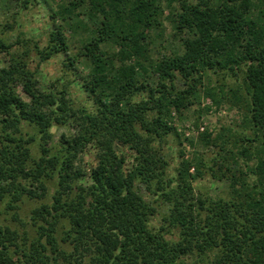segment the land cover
I'll use <instances>...</instances> for the list:
<instances>
[{
    "label": "trees",
    "instance_id": "trees-1",
    "mask_svg": "<svg viewBox=\"0 0 264 264\" xmlns=\"http://www.w3.org/2000/svg\"><path fill=\"white\" fill-rule=\"evenodd\" d=\"M57 1L45 48L33 44L32 49L41 61L68 55L70 70L87 61L82 87L96 112L82 108L68 115L64 93L37 88L25 61L30 45L19 54L0 39V54L10 57L0 68V203L15 210L26 198L42 199L46 181L57 178L50 203L32 211L42 223L34 224L37 236L29 250L15 251L18 262L185 264L193 255L201 261L211 255L207 264H264V0ZM164 22L179 50L155 58L150 49L161 39ZM209 69L241 79L232 98L243 103L253 134L240 137L236 156L229 154L231 169L237 171L238 158H244L254 181L233 174L227 180L228 200H202L193 193L191 181L200 177L199 170L212 172L214 159L210 167L202 154L192 163L181 161L177 178L166 179L151 145L173 130L167 125L170 109L180 112L192 105ZM176 81L186 88L178 92ZM19 84L27 89L28 102L15 93L13 86ZM206 95L216 103L215 95ZM66 117L79 127L76 134L62 136L56 150L50 147L45 163L36 161L34 135L27 129L46 134L54 124H65ZM92 142L100 148L84 186L75 161ZM220 151L228 153L223 147ZM191 166L195 175L189 174ZM170 199L166 225L151 229L157 212L153 204ZM171 230L177 233L175 241L166 238ZM65 243L72 246L69 254L60 248ZM0 264H11L4 241Z\"/></svg>",
    "mask_w": 264,
    "mask_h": 264
},
{
    "label": "rangeland",
    "instance_id": "rangeland-1",
    "mask_svg": "<svg viewBox=\"0 0 264 264\" xmlns=\"http://www.w3.org/2000/svg\"><path fill=\"white\" fill-rule=\"evenodd\" d=\"M57 2V0H0V39L6 45H13L12 52L16 51L19 54L26 50V45H30V56L25 61L29 70L34 74L37 88L41 92L64 93L69 109L68 115L82 108L90 113H95L96 106L93 104V99L82 87V79L89 71L90 64L87 61H82L76 64L73 70H70L66 67L68 55L59 54L47 61H41L36 50L32 49L33 44H36L39 50L45 48L46 33L54 28L49 17L55 10ZM166 15L167 11L164 13V16ZM56 25H58L57 22ZM164 25L165 31L160 36L163 41L156 38L150 49L155 58L159 56L158 53L179 50L177 42L171 38L169 23L164 22ZM156 34V30H152L151 35L156 36ZM9 60V56L0 54V68L6 67ZM136 72L138 75L141 73L138 70ZM147 75L152 74L148 73ZM150 83H153L152 86L156 85L157 79L152 77ZM240 83L241 79L236 80L234 76L228 73L215 72L212 69L207 70L201 84H197L192 105L180 112L174 108L170 109L167 125L173 130L162 139L155 138L152 141L151 145L158 157L161 158V165L164 166L166 179H176L180 162L189 161L192 163L193 158L197 155L202 154L207 161L206 165L209 167L213 166L212 159L217 162L214 164L212 172L206 168L199 170L200 177L191 181L195 198L228 200L230 188L227 180L233 174L236 179H244L249 184L254 181V178L247 173L244 158H238L237 171L231 169L232 161L229 152L236 156L241 146L238 139L244 135L250 139L253 138L247 124L248 114L243 103L236 102L232 98L233 91L238 90ZM13 88L21 99L29 101L27 89L23 87V84L15 85ZM175 88L179 92L184 90L186 86L182 82L176 81ZM207 93L212 94L213 98L215 95L216 103L206 95ZM139 98L140 96H137L134 100L137 101ZM152 116L154 115L150 114L149 117ZM65 121V124H54L46 134H40L36 129H27L28 134L34 135L35 140L31 144V155L36 161L40 160L39 162H41L49 159L48 150L50 147L56 150L62 136L69 138L76 134L79 127L73 123V119L66 117ZM256 145L259 149V145ZM219 146L227 150L228 153L220 151ZM99 148L100 145L95 142L88 144L83 152L78 154L75 161V168L84 174L79 180L84 186L89 184V176L85 173L87 174L86 171L89 167L96 165ZM250 152L253 153V151ZM247 163L249 166H253V161ZM226 168H230V171L227 172ZM189 174L195 175L196 167L191 166ZM45 184V197L42 199L26 198L15 210L8 209L6 203H0V233H5L0 241H4L8 247L11 264L24 262L22 258H20L21 262H18L19 256H15V251L29 250L32 239L37 236L34 224H36L35 222L42 223L41 219L35 220L32 211L43 203H50L57 189V178L46 181ZM37 193L41 192L37 191ZM158 202L160 204H153L157 206V212L149 224L153 230H158L162 225H166L163 220L167 215V209L172 205L173 199L163 203L161 200ZM166 238L175 241L177 240V233L171 230ZM44 241L45 238L42 242ZM60 248L67 254L72 252V246L67 243L60 244ZM211 259L212 256L209 255L204 258V261H201L199 257L193 255L186 259L185 264H207ZM77 261L79 263V260ZM60 263L63 262L60 260ZM77 263L72 262V264Z\"/></svg>",
    "mask_w": 264,
    "mask_h": 264
}]
</instances>
